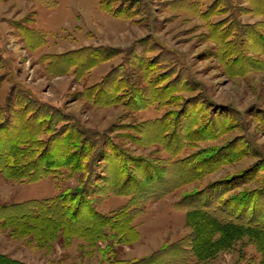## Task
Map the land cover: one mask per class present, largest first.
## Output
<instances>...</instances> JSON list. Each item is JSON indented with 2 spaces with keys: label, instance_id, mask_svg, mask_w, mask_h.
Masks as SVG:
<instances>
[{
  "label": "rangeland",
  "instance_id": "1",
  "mask_svg": "<svg viewBox=\"0 0 264 264\" xmlns=\"http://www.w3.org/2000/svg\"><path fill=\"white\" fill-rule=\"evenodd\" d=\"M103 1L122 17L104 10L100 0H0V137L8 132L13 142L19 135L50 144L62 129L73 127L96 139L92 154L107 149L112 155L90 170L69 174L61 168L32 181H14L0 172V205L94 186V207L112 215L133 198L119 188L127 176L121 165L131 171L145 158L165 168L168 184L142 178L148 190L137 192L143 209L133 221L138 236L132 241L102 239L88 255L90 246L81 238L67 245L54 241L48 250L30 237L17 239L0 230V252L31 264H260L263 252L247 234L208 259L181 246L193 229L187 209L176 205L184 195L216 184L220 200L230 199L224 206L231 218L242 221L234 210L252 197L251 211L257 206L254 218L261 222L253 227L264 228V0ZM108 46L119 53L103 60ZM95 57L100 62L89 67ZM108 74L127 94L129 89L154 94L146 86L158 82L156 89L166 93L158 91L160 104L138 111L104 103L100 92L93 102L91 93L104 88ZM9 96L20 97L29 112L8 103ZM36 109L35 126L24 132V121H31L27 117ZM163 130L171 132L165 146L145 141L159 140ZM30 149L39 152L42 146ZM210 156L219 158L216 167L201 163L187 181L156 197L188 166ZM139 186L133 182L127 190ZM148 191L154 194L147 197ZM211 226H203V238L212 237Z\"/></svg>",
  "mask_w": 264,
  "mask_h": 264
},
{
  "label": "trees",
  "instance_id": "2",
  "mask_svg": "<svg viewBox=\"0 0 264 264\" xmlns=\"http://www.w3.org/2000/svg\"><path fill=\"white\" fill-rule=\"evenodd\" d=\"M100 2V4L104 6H101L104 10L111 12L115 17H122L123 13L116 10L117 8L113 10L111 6L105 5L103 0H100ZM104 48L107 49V51H105L102 57L103 60L117 55L120 50L113 46ZM98 62H100L99 57L91 59L89 67L96 66ZM102 83L104 84L102 90L98 89L91 93L93 102L97 98L96 93L100 92L103 94L101 98L104 103L121 104L129 111L143 110L154 103L160 104L158 91L160 94L166 93V90L163 92L162 89H156L161 88L159 86H161L162 82H158L156 87L149 83L146 88L151 86L155 91L154 94L149 95H146V89V92L140 89H129V95L127 91L121 92L116 87L117 84L114 85V83L110 81V74L105 76ZM167 88L169 89V87ZM125 94L128 95L127 99H125ZM14 98L15 97L9 96L7 99L8 103L15 102V106H19V110L23 109L25 111L28 109V104H21L20 97H16L15 100ZM15 110L17 109L13 107V113ZM26 112L28 113L29 111L26 110ZM39 113L40 109L30 110L27 118L31 121H24L22 125V129L25 127L23 129L24 132H27V127L35 126L36 123L32 120H35ZM37 122L40 126L49 124V121ZM14 123L13 126H16ZM172 126L174 125L172 124ZM0 129H2V127H0ZM43 129L45 130L47 128L44 127ZM196 130H200V127H197ZM170 133V131L163 130L159 140L146 139L145 141L159 144L163 143L165 146L167 142H169V139L167 140L166 138V134ZM9 135L10 134L7 132L5 138L0 137V172L4 177L14 181H32L45 173L57 174V171H60L61 168H65L68 170L69 174H73L84 168L90 170L92 164L95 162L112 160V155L108 153L107 149L101 150L98 154H92L98 142L90 135L89 131H81L79 128L67 127L62 129L61 132H58V134L52 137L50 144L44 143V139L39 137H34L32 139L24 137L23 141L19 135H17L16 141L13 142L12 139L15 137L11 139L8 137ZM58 135L63 139L62 143L58 140ZM158 135L159 133L157 132V136ZM141 140L145 142L143 138H141ZM38 145L42 146L39 152H37L36 149L31 151V147L36 146L37 148ZM57 145L60 146L58 147ZM68 149L69 151H67ZM27 156L31 159L26 161L25 157ZM142 160V163H137V169L131 171L127 170L129 165H127V167L124 163L121 165L120 169L122 173L124 174L127 172V176L119 188L124 187L125 191L132 194L133 198L112 215H105L96 210L93 205V199L90 198V196H92L91 193L96 192L95 187L93 186L92 190L85 187V189L59 193L51 198L29 199L23 202L0 205V230L9 231L10 236L17 239L30 237L31 242H35L38 248L43 249L47 247L48 250L51 249V243L54 241H61L64 245H67L73 238H81L90 246V248L85 251L88 255L96 250V245L102 239L105 240L108 238L111 244L118 237H120L122 241L124 240V242L132 241L138 236V231L133 221L136 215L140 213V210L143 209L142 205H140L142 200L139 199L140 197L137 195V192L146 193V190H148V187L142 183V178H145V180L151 184L157 182L168 184L166 178H164L165 168L160 167L162 166L160 163H156L154 160L148 158ZM216 160H219V158L210 156L205 158L202 162L188 166L186 171L181 172L173 186L163 188L162 191L164 192L161 191L162 194H156V197L171 193L176 187L180 186V182L187 181V178L193 174V168H199V165H202L201 163L208 164V166L211 167L210 170H212L213 165L216 167V165L219 164ZM215 161L216 163L213 164ZM133 171L135 174H138L139 177H134ZM133 182L141 186H139V188L136 187V191L130 192L127 188L128 185ZM220 189L218 185L214 184L199 192L184 195L182 199L177 202V207L187 209V223L192 226L193 229L192 238L190 237V239H187L188 243H186V239L183 238L179 241V244L181 246L184 244L188 246L189 249L191 248L199 258L208 259L214 257L219 251L231 247L235 239L241 238V236L247 234L251 236L253 241L255 240L260 251L263 252L260 264H264V238L262 236L260 238L259 236L260 233L264 236V228L257 226L253 227L254 224L260 225L261 222H255L254 214L256 215L258 213L256 210L257 206L251 211L252 197H248L249 201H242L239 206H236L238 208H236L234 212L242 219V221L237 222L231 218L230 212L225 207L230 199L224 201L220 200L222 194L220 193ZM222 189L225 190V188ZM213 190H215L214 193L212 192ZM148 192L151 193H147V197L154 194L152 191ZM216 192L218 194H216ZM245 217L247 218L245 219ZM197 223L200 225L198 226L199 229L194 227L195 225L197 226ZM207 223L212 225L210 231L212 237L207 236L205 239L202 233L204 232L203 226ZM106 228L113 231L112 236L108 235L107 231H105ZM251 234H253V236ZM110 246L108 248H110ZM83 248V245H81L80 249L82 250ZM111 252H113V250ZM104 255L105 252L103 253V256ZM0 264L31 263L12 258L0 252Z\"/></svg>",
  "mask_w": 264,
  "mask_h": 264
}]
</instances>
